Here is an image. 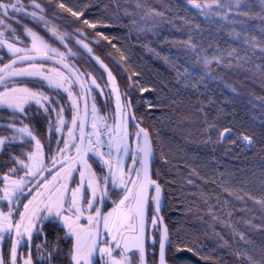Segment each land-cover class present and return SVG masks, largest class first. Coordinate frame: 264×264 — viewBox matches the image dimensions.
Listing matches in <instances>:
<instances>
[{
    "label": "trees",
    "instance_id": "16d2710c",
    "mask_svg": "<svg viewBox=\"0 0 264 264\" xmlns=\"http://www.w3.org/2000/svg\"><path fill=\"white\" fill-rule=\"evenodd\" d=\"M37 2L47 10L49 20L58 26L60 33L67 34V48L29 19L23 16L18 19L64 52L70 48L69 58L96 80L105 70L93 58L99 57L131 101L138 122L149 132L154 154L152 174L163 186L166 197L163 215L169 228L167 262L246 264L234 254L239 249H248L259 259L260 249L264 248V231L236 222L244 217L252 219L254 225L264 226L258 210L238 211L245 203L248 208L254 207L251 197L264 198V99H260L264 97V58L259 49L253 54L242 38L230 35L233 30L260 35L259 27L264 26V20L255 17L261 11L259 0H249L248 5H241L238 10L234 8L228 20L201 15V10L187 0H147L148 8L164 13L157 18L156 26L150 18L140 19L142 12L133 0ZM59 3L66 7L59 8ZM67 8L83 15L73 16ZM125 9L137 14L126 15ZM239 11L248 12L249 16H241ZM85 19L97 26L89 27L83 23ZM133 19L137 21L135 26ZM13 27L24 36L20 25ZM76 39L88 44L92 52L76 44ZM189 39L199 45L196 53L185 46ZM233 48L238 49L241 57L247 51L248 58L237 61L235 57H227ZM204 56L211 64L205 67L201 61L193 69L192 61ZM214 56L231 59L233 66L217 65L212 60ZM185 68L190 76L185 74ZM59 100L64 103L65 96L61 94ZM32 113L35 108L24 121L39 134L45 149H49L48 118ZM10 115L9 110L0 109V123H6ZM53 117L52 114V121ZM225 127L233 131L220 141L217 130ZM0 132L10 133L7 128H0ZM242 135L252 136L254 143H244L239 139ZM232 140L236 142L231 143ZM24 149H33V143L5 145L0 153V172L7 173L16 166L12 154L24 159ZM237 196H243L244 201L237 200ZM233 208L237 211L229 217L227 213ZM210 210L219 221L212 219ZM223 221L235 224L253 243L239 241ZM215 232L224 240L215 236Z\"/></svg>",
    "mask_w": 264,
    "mask_h": 264
},
{
    "label": "snow or ice",
    "instance_id": "6c2138e0",
    "mask_svg": "<svg viewBox=\"0 0 264 264\" xmlns=\"http://www.w3.org/2000/svg\"><path fill=\"white\" fill-rule=\"evenodd\" d=\"M50 2V0H46ZM135 7L141 10L142 15L140 19L150 18L153 21L154 26L158 25V17H163L164 13L157 11L154 8L147 7V0H133ZM188 4L193 5L196 9L201 10L200 14L204 16L213 15L220 16L224 20L229 19V13L235 9H240L241 5H248L249 0H211V3H201L199 0H187ZM261 11L255 14L261 20H264V0H259ZM215 6V7H214ZM59 8L64 9L66 6L64 3H59ZM29 9H32L29 11ZM73 16L80 17L82 12L73 11L71 8L66 9ZM125 14L134 16L137 13H129L125 9ZM241 16H249L248 12L239 11ZM23 16L29 19L31 22L42 27L50 37L58 40L65 48L67 44L65 42L66 33L61 34L58 26L52 24L48 18L47 10L37 0H28L25 4L24 0H0V53L10 55L12 59L0 66V86H3V90L0 91V109H7L11 111V115L7 117L8 123L0 124V128H7L11 135H0V152H3L5 145H12L14 143H23L28 141L35 142L34 151L22 152L26 159H20V157L12 154L11 160L14 165L19 166L23 170V175L17 170V167L8 169V173L3 176L4 187L2 190L3 195H0V200L8 201L12 205H20L23 207V212L18 213L19 219L13 223L12 213L14 208L10 207L7 212L0 211V240L4 239V233L15 232L19 238L10 249L9 264H16L17 259V246L20 241L25 238L31 239L32 229L35 227L33 223L37 219L36 213L40 210L30 209V205L35 204L40 197H44V201H40L44 205V210L49 215H62L63 212L69 213V215H63V223L66 225L68 232L67 236H74L75 240L70 250V258L74 264H92V256L94 252H99L102 256L106 255L110 264H128L127 252L131 248H135L139 253V264H146L145 260V248H144V231H145V212L148 203V188L154 186L156 195L152 197L156 205V211L159 212L160 207V186L156 181L150 178V159L152 156L151 145L148 139V133L146 130L140 129L135 135L137 137L143 133V146L137 145L140 158L132 156L133 164H139L138 169H129L127 172L123 168V158L128 156L129 144L127 143L128 132L126 124L122 120L120 124L115 126V129L107 125L106 117H99L97 115V108L93 102L91 107V131L85 133V125L88 117V107L85 101L84 115H80V110L77 104L78 97L72 92L74 86H78L80 95L83 96L86 92H91V86L96 84V79L90 77V81L86 84L77 71L71 68L66 62L68 54L71 53V49H67V52H61L51 45L41 36L38 32L32 28L23 24L18 17ZM252 17V18H255ZM233 23L237 21L233 20ZM84 24L89 27L95 28L96 24H89V21L85 19ZM14 24L20 25L23 28L24 37L28 43L24 47L18 45L25 44V40L17 34V29L13 27ZM137 21L132 20V25L135 26ZM199 28V25H196ZM144 31V29H138ZM260 35H252L249 31L230 32V35H235L237 39L242 38L245 45L250 46V50L253 54L259 49V53L264 58V26L259 27ZM77 34H81L80 30H77ZM103 35V34H100ZM107 39V37H104ZM76 44L86 49L88 53L92 52V49L83 40L76 39ZM185 46L196 53L199 45L193 43L191 39L184 42ZM238 49L233 48L227 52V57H235L237 61L248 58V52L245 51L243 57L239 56ZM51 54V55H50ZM74 55V54H73ZM199 55V53H197ZM59 59H56V58ZM102 67L107 70V65H103L99 57H93ZM2 59V56H0ZM167 59V57H165ZM217 65H223L226 68L233 66L231 59H223L222 57H212ZM50 61H54L58 65L62 66L66 71H59L58 68L48 69L44 67V64ZM201 61L203 65L207 67L211 64V60L207 56L201 57L192 61L193 69H195ZM23 66L17 67V64ZM260 67V66H257ZM185 74L191 75L189 69L185 68ZM108 80L112 82V91H115V78L112 76L111 71H107ZM14 77H30L35 78L37 88L9 86V78ZM203 80V76L200 77ZM14 83V82H13ZM47 87L54 95H48L44 91L40 90ZM103 92V89L100 90ZM61 93H65L70 101V108L75 109V114L70 121V127L68 128V139L60 141L57 140V150L55 156H50L49 159L55 167L57 163L61 164V170L55 175L49 171L45 165V157L43 153V145L36 138L29 125L23 123V119L30 117V111L35 108V113L32 115H45L47 119L46 131L52 135L62 131L66 125V120L63 117L64 104L60 103L59 97ZM264 99V97H260ZM116 109L121 111L119 94L116 96ZM27 109V110H26ZM56 114L55 123H53L51 117L52 114ZM2 119V118H0ZM23 126H18L17 122ZM79 121V123H78ZM209 127H215V125H209ZM233 129L225 127L217 130V138L223 141L229 133H232ZM78 133V135H77ZM79 140V143H71L72 141ZM239 139L247 142L248 144L254 143L253 137L250 135H242ZM64 144L63 148L59 147L60 143ZM232 140L231 143H235ZM75 149V157L67 156L69 146ZM91 153L95 158L98 166L101 169L100 175H97L91 165L88 163L85 157ZM81 165V168L76 169L75 165ZM77 171L79 175L80 183L77 187L69 189L66 181L72 176L73 171ZM45 171L52 175L51 181L45 179L44 181H37L36 185L27 189L28 195H32V199L28 200L27 204L21 205V197L25 196L26 186L29 184V178H36L38 175L42 176ZM61 172L63 176H61ZM195 174V173H194ZM135 175V179L132 176ZM18 177V178H17ZM65 181V182H60ZM85 182L87 188L90 190V198L85 199ZM191 183V181H190ZM111 184L114 188L121 190V198L119 203L113 209L111 213L101 216L99 208L95 209V215H89L87 217L88 226L85 227L79 223L80 218L84 215L85 211L93 208L95 202H102L107 194L108 186ZM43 188L44 191H39ZM237 200L244 201L243 196H237ZM253 200V208L245 206L238 209L240 212H253L258 210L260 218L264 219V198ZM82 201L84 204L82 205ZM65 203L67 207L65 208ZM115 203V202H114ZM237 209L229 211L227 215L231 217L233 212ZM210 215L215 221H219L220 218L210 210ZM47 219V217H45ZM103 223L105 229L120 233L124 231H132L136 233L131 237V244L125 240L123 244V255L121 259H117L113 256V248L101 247L97 249V229L100 223ZM152 224L157 223L156 219H152ZM226 226L231 227L232 232L239 241H243L246 244H252L253 241L250 237L246 236L244 232L235 227V224L229 225L227 221H223ZM236 223H242L250 228H257L264 231V226L254 225L252 219H245L240 217ZM209 227H212L210 224ZM215 236H218L221 240L224 237L220 233L215 232ZM113 240L118 241L116 248H120L119 237L117 235L112 236ZM168 240L167 228L164 229L162 238L159 244V259L158 264H167L165 258V242ZM227 244V241H224ZM106 244L107 241H104ZM54 250H57L54 248ZM178 251L180 249H177ZM39 251V246H38ZM191 251V249H189ZM242 261H246V264H264V248L260 249V258L256 259L255 256L248 249H239L235 253ZM53 253L48 252L42 259L51 261ZM106 261V264H108ZM0 264H5L2 256H0ZM23 264H32L31 256L23 261Z\"/></svg>",
    "mask_w": 264,
    "mask_h": 264
},
{
    "label": "rangeland",
    "instance_id": "374dc122",
    "mask_svg": "<svg viewBox=\"0 0 264 264\" xmlns=\"http://www.w3.org/2000/svg\"><path fill=\"white\" fill-rule=\"evenodd\" d=\"M18 34V33H17ZM19 35V34H18ZM21 39L25 40V44L22 45H18L20 47H24L26 46V44L28 43L27 39L24 36H21ZM45 39V38H44ZM46 40V39H45ZM47 41V40H46ZM51 47L58 49L61 52H64L63 50H61L60 48H58V46H55L53 44H51L49 41H47ZM0 56H2V59H0V65L4 64L6 61H8L9 59H11L12 57L10 55H6V54H2L0 53ZM67 60L69 62H71L76 69L80 72V74H83L82 77L85 81L86 84L89 83L90 81V77L83 71L81 70L76 63L69 58V56H67ZM23 66L21 64H17V67ZM44 67L48 68V69H52V68H58L59 71L64 72L66 75L68 74L67 71L60 65H58L57 63H55L54 61H50L44 64ZM103 69V67H102ZM105 72V73H104ZM104 72H101V74L97 75V80H96V84L99 85V88H97L95 85L91 86V92H88L89 94V102H90V116H89V124H88V132L91 131L90 128V123H91V107L93 102L96 105L97 108V115L99 117H106L107 118V125L113 129H115V126L117 124H120L121 121L123 120L126 124V129L128 132V137H127V143L129 144V153L128 156L123 158V168L124 170L127 172L129 169H138L139 168V164H133V160L131 159L132 156H136L137 159L140 158V154L138 153L137 150V145L139 144L142 147V138L141 135L139 137H137L135 135V133H137L138 131L132 126L131 121H130V115H129V110H128V99L126 97V95L120 90V88L118 87V85L116 84L115 81V91H112V82L108 80V75H107V71L104 70ZM113 76V75H112ZM114 77V76H113ZM115 78V77H114ZM14 82V83H13ZM9 86H18V87H29V88H33L36 89L37 88V84L35 82V78H30V77H14V78H9ZM31 83L34 85L36 84L35 87H31ZM47 88V87H46ZM103 89V92L101 93L100 90ZM3 90V86H0V91ZM42 91H44L45 93H47L48 95H52L51 91L47 88L46 90L44 88L40 89ZM72 92L75 96L78 97L77 100V104L80 110V115H81V111H82V96L80 95L79 92V88L78 86H74L72 88ZM63 96H65V102L62 103L60 100L61 104H64V112H63V117L66 120V125L64 126V128L62 129L61 132L59 133H55L54 135L50 134V133H46L47 134V140L50 144V148L49 149H45L43 141L38 137V135H36V133L33 130V127L30 126L29 124H27L24 119H23V123L29 125L30 129L33 131L34 135L36 136V138L40 141V143L43 145V153H44V157H45V165L48 167H50L52 165L49 157L50 156H55L56 155V150H57V140L63 141L68 139L67 137V132H68V128L71 126L70 125V121L72 119V116L75 114V109H71L70 108V101L68 100V97L65 93H61ZM117 94H119L120 97V105H121V111L118 112L116 109V96ZM99 96L101 99H99ZM10 111V110H9ZM11 112V111H10ZM54 117H53V123H55V118H56V114L53 113ZM52 119V118H51ZM9 121H7L6 123H8ZM18 126H23L22 124H19V121H16ZM79 123V121H78ZM2 124V123H0ZM87 132V133H88ZM12 133L10 132L8 133H2L0 132V135H11ZM78 135V133H77ZM54 136V137H53ZM244 143L248 144L247 142L243 141ZM33 143V149L31 150H23L24 152H28V151H34L35 149V142L32 141ZM71 143H78V139L75 141H72ZM60 148L64 147V144L61 142L59 144ZM22 151V152H23ZM75 152V149L71 147V145L69 146V149L67 151V156H71L73 153ZM1 153V152H0ZM26 159V157L24 158ZM88 163L91 165L92 170L97 174L100 175L101 170L97 169V167L95 166V164L97 163L95 158L92 156L91 153L88 154V156L86 157ZM153 159H154V154H153ZM98 165V164H96ZM17 167L18 172L20 173V175H23V170L21 168H19V166H15ZM76 169L81 168L79 164L75 165ZM61 170V166L55 168L52 172V175H55L57 172H59ZM7 174V173H6ZM5 174H2L0 176V179L3 178ZM46 176L49 175L47 173V171H45L43 173L42 176ZM52 175H49V177L47 178V180L49 181L50 178L52 177ZM61 176H63V173L61 172ZM41 176L38 175L36 178H29V184H33L36 182V180H38V178H40ZM18 178V177H17ZM132 179H135V175L132 176ZM60 182H65V181H60ZM67 185H72L73 188L77 187L80 183L79 180V175L77 171H73L72 176L66 181ZM28 185L26 186V188L28 187ZM4 187V183L0 184V190H2ZM43 190V188H40L39 191ZM113 193L114 196L113 198H110V191H114ZM0 195H3V192L0 191ZM32 195H35V192L32 193ZM32 195H27V198H24L22 204H27L28 200L32 199ZM105 197H109V205H108V210H106V212L104 213V215H107L108 213H111L113 211V209L116 207V205L119 203V200L121 198V190L114 188L111 184H109L108 186V190H107V194L105 195ZM90 198V190L87 188L86 186V182H85V199ZM115 202V203H114ZM44 203H47V201L45 200ZM84 203H82L83 205ZM94 204L95 207L97 206V202H95ZM93 204V205H94ZM4 207V209L6 208L7 210H9L10 207H12V204L8 201H4V200H0V207ZM39 202L37 201L35 204L30 205V209L35 210L36 208H39L40 210L36 213L37 215V219L33 221V223L35 224V228L38 226V224L41 223V221L47 217L49 219H52L56 222H58V224L64 226V231H65V235L68 232V229L66 227V225L63 223V215H69V213H67L66 211L63 212L62 215H49L48 212H46L44 210V205H41L39 207ZM67 207V203H65V208ZM20 211L23 212V207L20 206ZM151 209V213L149 215V221H148V236H147V245H148V252H151L150 254H153L154 252H157L158 249V245L160 242V226H159V221L158 218L156 216V212L153 206V200L151 197L150 200V205H149V211ZM1 211V208H0ZM93 213H95V211L92 212V209L85 211L84 215L80 218L79 223L83 226H87L88 222H87V217L89 215H93ZM103 215V216H104ZM152 219H156L157 223L155 225L152 224ZM33 228V230L35 229ZM102 228H103V232H102V240H101V247H111L113 248V256L116 257L117 259H121L123 252L121 250V248H116V244L118 241L113 240L112 236L113 235H117L120 239L119 242L121 240L122 235L126 232L124 230H122L120 233H116L114 231H109L107 229L104 228L103 223H102ZM67 236V235H66ZM26 237V236H25ZM72 238H75L74 236H70ZM27 238V237H26ZM104 241H107V243L105 244ZM1 242L2 240H0V246H1ZM100 247V248H101ZM100 254V253H99ZM103 257V264H106V261H108V257L106 255L102 256ZM128 257V264H139V258H138V253L137 252H131L129 254H127ZM106 258V261H105ZM108 264H110V261H108Z\"/></svg>",
    "mask_w": 264,
    "mask_h": 264
},
{
    "label": "flooded vegetation",
    "instance_id": "af4514ba",
    "mask_svg": "<svg viewBox=\"0 0 264 264\" xmlns=\"http://www.w3.org/2000/svg\"><path fill=\"white\" fill-rule=\"evenodd\" d=\"M34 130V129H33ZM35 132V130H34ZM36 135L39 134L35 132ZM40 138V137H39ZM75 152L70 156V157H75ZM17 156V155H16ZM86 158V157H85ZM21 159V158H20ZM89 161V159H88ZM97 169L101 170L98 165L95 164ZM81 167V165H80ZM49 169V167H48ZM51 173L53 170H49ZM8 173V172H7ZM49 174V172L47 171ZM2 174L6 173H1ZM49 175H44L38 178L35 183L28 185L25 191V196L28 195L27 189L32 188L34 185H36L37 181H44L47 179ZM52 177L50 178L49 181H51ZM4 183L3 178L0 179V184ZM69 189H72V185H68ZM41 190V192H43ZM114 191H110V198H113L114 196ZM109 197H104V200L102 202H97V206L95 207L96 204L93 205L92 212L95 211L96 208H99L101 205H103V215L108 210V205H109ZM24 197H21V203L23 202ZM40 201H44V197H40L38 202L39 205H43L40 203ZM81 203H84L82 201ZM39 206V207H40ZM2 212H7L8 210L2 206L0 207ZM12 208H14V211L12 213V220L13 223L17 222L19 219L18 213H22L20 210V205H12ZM95 215V213H93ZM102 215V216H103ZM88 226V225H87ZM85 226V227H87ZM35 228V227H34ZM100 241H99V248L101 247V240H102V222L100 224ZM64 226L58 224V222L52 220V219H43L40 224L33 230L32 229V236L31 239L28 240V238H24L20 241V244L17 246V259H16V264H23V261L29 258V254L31 256L32 264H74V262L70 258V250L73 246L75 238H72L70 236L65 235L64 231ZM129 232V231H126ZM123 236V235H122ZM148 236V234H147ZM17 239H19L15 232L9 234V233H4V239L1 242L0 246V256H2L5 264H9L10 260V249L11 247L16 244ZM38 246H39V251H38ZM159 247V245H158ZM57 249V250H54ZM98 248V249H99ZM48 252H52V258L51 261L49 262L48 260L42 259V256H45ZM123 252V251H122ZM132 252H137V251H132ZM131 253V252H130ZM138 253V252H137ZM151 252H148V245H147V240H146V261L147 264H157L158 260V249L157 252H154L155 254H150ZM129 254V253H128ZM103 257H101V254L97 251V254L94 258L93 264H103ZM139 258V254H138ZM106 261V258H105ZM83 264V262H82Z\"/></svg>",
    "mask_w": 264,
    "mask_h": 264
},
{
    "label": "water",
    "instance_id": "95a60500",
    "mask_svg": "<svg viewBox=\"0 0 264 264\" xmlns=\"http://www.w3.org/2000/svg\"><path fill=\"white\" fill-rule=\"evenodd\" d=\"M51 55V54H50ZM12 59V58H11ZM11 59H9L8 61H6L4 64L8 63ZM56 59H59L58 57ZM66 62L68 63V65L73 68L74 70L77 71V74L80 75V72L76 69V67L71 63L69 62L68 60H66ZM19 64V63H18ZM3 64H1L0 66H2ZM81 79L84 81L83 77L81 76ZM85 82V81H84ZM85 101L87 102V107H88V117H87V123L85 125V133L88 132V124H89V116H90V102H89V94L88 92H86L83 96H82V111H81V115L83 116L84 115V107H85ZM128 110H129V115H130V121H131V124L133 125V127L139 131L140 129H143V130H146V132L148 133V139H149V142H150V145H151V150H152V156H151V159H150V178L154 181H156V183L160 186V190H161V193H160V207H159V212L156 211V205H155V202L153 201V206H154V209H155V212H156V216L158 218V221H159V226H160V240L162 238V235H163V231L165 228H167V233H168V240L165 242V258H166V251H167V246H168V241H169V228L167 226V223L165 221V217L163 215V211H164V207H165V203H166V197H165V192H164V188L163 186L161 185V183L159 182V180L155 179L153 177V174H152V161H153V143H152V139H151V136L149 134V132L147 131V129H145L137 120L136 118V115H135V111H134V107L131 103V101L129 100L128 101ZM141 135V138H142V146H143V133L140 134ZM78 143H79V140H78ZM76 155V152L75 154ZM61 166L60 163H57L55 165V167H53V165H51L49 167V170H54L55 168ZM147 195H148V203H147V206H146V212H145V231H144V248H145V260H146V240H147V234H148V221H149V205H150V200H151V197H154L156 195L155 193V190H154V186H150L148 188V192H147ZM153 200V199H152ZM99 210H100V213H101V216L103 215V205H101L99 207ZM101 224V223H100ZM100 225L98 226V229H97V249L99 248V241H100ZM136 233L132 232V231H129V232H125L123 234V236L121 237V240H120V244H121V250L123 251V244H124V241L127 240L130 244H131V237H133ZM160 244V242H159ZM132 251H137V249L135 248H131L130 251L127 252L130 253ZM97 252H94L93 253V256H92V264L94 262V258L96 256ZM139 254V253H138ZM158 259H159V247H158ZM167 261V259H166ZM146 264H147V261H146ZM157 264H158V260H157ZM167 264H171V263H168Z\"/></svg>",
    "mask_w": 264,
    "mask_h": 264
}]
</instances>
